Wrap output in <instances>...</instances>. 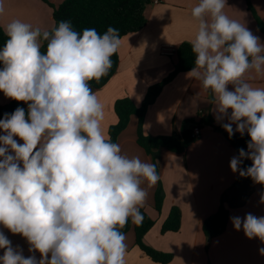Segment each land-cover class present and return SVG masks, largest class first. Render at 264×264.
<instances>
[{
  "label": "clouds",
  "instance_id": "1",
  "mask_svg": "<svg viewBox=\"0 0 264 264\" xmlns=\"http://www.w3.org/2000/svg\"><path fill=\"white\" fill-rule=\"evenodd\" d=\"M226 5L199 0L192 8L198 29L190 41L195 67L187 76L213 93L216 119L230 121L222 124L230 138L235 132L250 137L248 151L231 158L232 172L264 185V87L245 79L252 71L264 75V43L229 17ZM4 33L0 92L28 108L0 119V225L24 237L40 258L25 257L0 231V264H126L121 229L130 219L142 223L140 209L159 175L155 164L129 157L106 137L104 106L90 87L112 67L118 29L81 33L62 20L42 31L17 19ZM245 159L252 164L241 168ZM231 222L264 242V216L247 213ZM259 252L264 255V248Z\"/></svg>",
  "mask_w": 264,
  "mask_h": 264
},
{
  "label": "crops",
  "instance_id": "2",
  "mask_svg": "<svg viewBox=\"0 0 264 264\" xmlns=\"http://www.w3.org/2000/svg\"><path fill=\"white\" fill-rule=\"evenodd\" d=\"M153 1L145 10L147 24L144 29L121 39L120 63L114 77L100 90L90 86L104 106L102 127L107 138L110 128L118 122L115 103L129 98L141 106L148 89L174 71L177 49L190 43L198 29V21L192 17L191 10L199 0H159L158 4ZM49 2L58 8L65 0ZM4 6L5 13L0 15L3 30L17 19L42 31H50L55 26L53 8L43 0H4ZM224 11L230 18L245 24L264 43V34L258 27V20L264 23V0H227ZM187 73L179 74L163 89L148 110L144 132L153 137L182 136L185 131L192 132L199 126L202 134L198 140L182 154L160 150L155 161L137 142L138 118L133 116L117 142L129 157L139 156L145 162L155 164L159 175L156 185L148 188L147 201L141 208L155 222L145 237V244L171 254L173 260L169 264H264V255L259 252L264 248V242L259 238L249 239L231 222L232 217L243 218L247 213L264 216V203L260 202L264 191L250 177L232 172L230 160L238 156L237 151L223 133L204 123L210 120L215 126H222L230 121L227 117L217 121L213 93L210 95L209 90H205L199 81L190 79ZM245 79L253 86L264 87V75L255 71L247 73ZM228 87L233 90L231 85ZM11 101L0 92V106ZM232 127L235 131L236 125L232 124ZM3 134L0 130V135ZM16 139L23 143L18 137ZM142 186L147 188V181ZM160 186L165 199L158 212L154 204ZM174 207L182 213L181 229L178 233L163 235L162 227ZM222 207L229 211L228 227L221 236L208 239L203 233V223ZM0 231L14 248L22 250L25 257L34 254L40 258L39 252H29L30 246L20 234H12L2 225ZM126 244V264H158L137 246L133 230L126 234ZM3 252L4 249H0V256Z\"/></svg>",
  "mask_w": 264,
  "mask_h": 264
},
{
  "label": "trees",
  "instance_id": "3",
  "mask_svg": "<svg viewBox=\"0 0 264 264\" xmlns=\"http://www.w3.org/2000/svg\"><path fill=\"white\" fill-rule=\"evenodd\" d=\"M43 1L53 8L55 26H58V23L62 20L70 21L73 29L78 32L82 33L85 28H95L100 34H103L109 26H112L118 29L121 39L144 29L147 24L145 10L152 3V0H65L61 6L56 8L50 4L49 0ZM249 9L252 10L250 5ZM258 27L264 34V23L258 20ZM6 39L4 30L0 27V48L4 46ZM46 44L47 42H44L41 48L42 52L46 51ZM176 56L177 64L174 71L162 82L148 89L141 106H137L129 98L118 100L115 103V113L118 122L110 128L108 134V138L112 142H118L120 135L126 130L133 116L138 118L137 142L155 161L160 150L165 149L174 154H182L196 141L193 139L190 130L185 131L182 136L173 135L168 137H153L146 135L144 132V121L148 110L155 104L163 89L173 82L179 74L190 72L195 67V54L192 52L190 43L180 45L176 51ZM111 59L112 67L107 75L103 76L99 81L93 80L89 82L93 89H102L116 74L120 63L118 52ZM2 66V63H0V68ZM211 94L212 92L210 91ZM18 107L23 108L27 112L28 106L21 101L12 100L8 105L0 106V119H3L6 113L11 114ZM204 123L213 127L216 131L223 133L232 147L235 148L238 155L240 149H244L246 152L248 151L247 143L250 140L248 135H241L234 131L235 134L230 138L222 126H215L210 120ZM251 164L250 160L245 159L242 163V168L250 167ZM256 185L261 186L264 191V185ZM164 199V190L160 186L156 193L154 204L158 212L162 210ZM140 212L143 215L142 223L137 225L132 223L130 219L121 231L126 235L133 230L136 236L137 246L153 262L158 264L171 263L173 260L171 254L159 252L145 244V237L153 229L155 222L147 214L146 210L140 209ZM228 223L229 211L222 207L215 215L203 223V233L208 239L217 238L226 231ZM181 226V210L174 207L162 227V234L178 233Z\"/></svg>",
  "mask_w": 264,
  "mask_h": 264
},
{
  "label": "built area",
  "instance_id": "4",
  "mask_svg": "<svg viewBox=\"0 0 264 264\" xmlns=\"http://www.w3.org/2000/svg\"><path fill=\"white\" fill-rule=\"evenodd\" d=\"M153 3L158 4L159 0H154ZM164 49H166V51H167L169 48H164ZM201 134H202L201 128L199 126H195L192 130L193 139L198 140L201 137Z\"/></svg>",
  "mask_w": 264,
  "mask_h": 264
}]
</instances>
